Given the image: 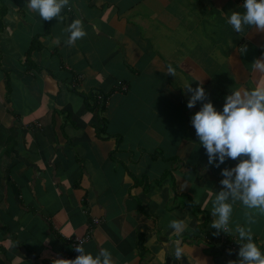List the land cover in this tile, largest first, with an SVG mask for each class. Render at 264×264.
Wrapping results in <instances>:
<instances>
[{
  "label": "crops",
  "instance_id": "1",
  "mask_svg": "<svg viewBox=\"0 0 264 264\" xmlns=\"http://www.w3.org/2000/svg\"><path fill=\"white\" fill-rule=\"evenodd\" d=\"M241 4L68 0L61 19H44L26 0H0V264L75 258L72 240L85 236L87 251L108 248L115 264L239 259L238 233L214 227L212 208L223 169L245 154L209 164L191 118L264 79L253 66L264 31L227 22ZM76 18L87 34L68 44ZM191 81L206 95L188 107ZM228 200L230 227L245 224L249 210ZM173 218L185 221L180 258ZM252 231L264 247V213Z\"/></svg>",
  "mask_w": 264,
  "mask_h": 264
},
{
  "label": "clouds",
  "instance_id": "2",
  "mask_svg": "<svg viewBox=\"0 0 264 264\" xmlns=\"http://www.w3.org/2000/svg\"><path fill=\"white\" fill-rule=\"evenodd\" d=\"M68 0H26L28 7L39 14L40 18L61 19V11ZM241 10H231L227 22L237 32L246 26H255L264 31V0H242ZM69 35L68 44H74L77 39L87 34L83 21L74 19L65 29ZM254 68L264 74V58H257ZM167 71L175 74L176 69L168 65ZM198 80V79H195ZM193 81V80H192ZM189 82L183 85L185 94L191 93L187 105L193 107L204 99L206 89L203 81L193 85ZM195 127L199 144L208 153L209 164L223 163L227 157L237 158L245 154L234 167H225V178L221 183L226 186L216 197L212 212L217 216L212 225L238 233L240 247L239 259L229 260L228 264H264V247L254 239L252 224L255 213H264V79L258 81L257 86L250 90L236 88L226 97L223 110H218L211 101H207L191 118ZM219 157L218 161L216 157ZM233 200L239 199L249 210L246 212L245 224L237 223L231 228L229 221L233 214ZM169 227L176 233L174 245L175 256L185 255V245L182 233L185 221L173 218ZM219 235V232L214 233ZM79 253L75 258H57L54 264H115L110 249L100 247L96 253L87 251L83 243L76 246ZM167 250V249H166Z\"/></svg>",
  "mask_w": 264,
  "mask_h": 264
},
{
  "label": "built area",
  "instance_id": "3",
  "mask_svg": "<svg viewBox=\"0 0 264 264\" xmlns=\"http://www.w3.org/2000/svg\"><path fill=\"white\" fill-rule=\"evenodd\" d=\"M263 50H264V46H263ZM95 97H96V101H97L98 104H102V105H105L106 104L107 98L103 94L97 93ZM97 222H98V220L95 219L94 220V223H97ZM88 238H89V236H85L84 238H77V237H75L72 240L73 241L72 244L74 246H76L77 244H79L81 242L84 244L88 240Z\"/></svg>",
  "mask_w": 264,
  "mask_h": 264
},
{
  "label": "trees",
  "instance_id": "4",
  "mask_svg": "<svg viewBox=\"0 0 264 264\" xmlns=\"http://www.w3.org/2000/svg\"><path fill=\"white\" fill-rule=\"evenodd\" d=\"M194 207H195V206H194ZM193 209H194V208H193ZM195 209H196V207H195ZM195 209H194V210H195ZM196 211H198V210H195V212H196Z\"/></svg>",
  "mask_w": 264,
  "mask_h": 264
}]
</instances>
